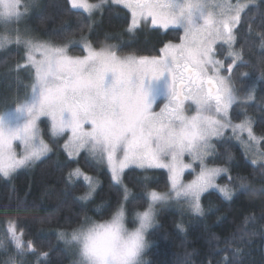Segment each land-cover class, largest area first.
Wrapping results in <instances>:
<instances>
[{
    "label": "snow or ice",
    "instance_id": "snow-or-ice-1",
    "mask_svg": "<svg viewBox=\"0 0 264 264\" xmlns=\"http://www.w3.org/2000/svg\"><path fill=\"white\" fill-rule=\"evenodd\" d=\"M107 2L70 0L74 11L88 15ZM254 2L112 0L131 13L130 34L147 21L154 30H180V42L164 44L159 55H121L116 45L97 50L87 37H81V41L70 43H77L85 54L73 56L69 44L38 41L19 29L15 35L8 32L9 25L19 23L33 0H0V27L5 29L0 49L23 46L25 61L16 67L29 70L32 76L30 94L14 108L0 112V178L10 179L52 151L43 138L41 118H46L43 122L53 138L67 135L64 149L70 159L84 153L90 164H105L113 183L123 190L109 221L93 222L86 231L87 222L70 233H58L87 264H136L144 231L157 223L159 204L182 201L193 214L202 216L201 198L210 190L231 200L232 190L217 183L222 175L232 179L228 168L208 164V158L216 155L213 141H224L229 128L245 152L254 151L264 159L260 148L264 137L254 134L251 119L236 124L230 115L238 101L232 73L242 62L241 53L233 48L237 39L234 29ZM218 44L231 58L227 75L225 61L217 58ZM161 81L165 85L162 92L156 87ZM161 96L163 102L158 103ZM186 103L192 107L191 114L185 112ZM245 132L247 139H243ZM130 168L166 170L169 190L145 193L147 206L135 211V232L132 239H126V204L138 199L123 183L125 170ZM186 172L194 174L188 182L183 179ZM73 177L82 178L86 185L78 199L91 200L99 187L98 179L79 167L69 173V182ZM238 179L243 184V178ZM7 232L15 256H9L6 264H18L16 257L23 264L27 255H37L34 245L23 241L14 224H9ZM0 250L7 251L3 242ZM224 264H230L227 257Z\"/></svg>",
    "mask_w": 264,
    "mask_h": 264
},
{
    "label": "trees",
    "instance_id": "trees-1",
    "mask_svg": "<svg viewBox=\"0 0 264 264\" xmlns=\"http://www.w3.org/2000/svg\"><path fill=\"white\" fill-rule=\"evenodd\" d=\"M109 3L90 16L74 11L67 0H42L33 14L29 36L59 45L87 37L95 49L116 45L121 55H159L164 44L180 42V30H154L149 22H143L135 34H130L129 10ZM235 32L236 49L242 56L232 74L235 88L239 97L255 98L249 104L240 101L234 105L232 119L234 123L242 122L247 118L245 113L257 112L251 120L256 123L255 133L264 137V0H257L256 5L244 12ZM70 44H73L69 46L71 55L84 54L77 43ZM24 52L23 47L12 46L0 53V112L16 106L30 94L29 70L16 67L24 63ZM221 52L220 57L228 64L231 58L227 57L226 48ZM245 85L247 90L243 91ZM43 121L44 140L51 146L52 154L10 179L0 178V241L9 242L7 229L12 223L17 234L22 233L23 241L31 242L36 249L37 255H27L23 264H37L38 259L40 264H74L58 233H70L86 222L109 221L122 200L123 190L113 183L107 169L90 164L84 153L78 159H70L62 141L51 136ZM230 130L224 141H214L216 155L208 164L228 168L232 179L225 175L220 183L232 190V199L225 200L216 191L207 193L202 198L205 213L202 216L189 214L180 203L181 209L174 204L159 208L158 224L148 235L151 242L146 253L148 264H224L225 257L230 264H264V164H253ZM260 146L264 152V141ZM77 167L99 181L90 201L78 199L86 191L82 179L73 177L69 182V173ZM238 178H243V184ZM124 185L133 198H138L136 203L126 204L127 211H142L147 206V191L169 190L168 173L132 169L125 174ZM6 245L9 250H1L0 264L15 256L11 243ZM16 259L20 264L21 258Z\"/></svg>",
    "mask_w": 264,
    "mask_h": 264
},
{
    "label": "rangeland",
    "instance_id": "rangeland-1",
    "mask_svg": "<svg viewBox=\"0 0 264 264\" xmlns=\"http://www.w3.org/2000/svg\"><path fill=\"white\" fill-rule=\"evenodd\" d=\"M109 1H112V0H108V2L106 3V4H110L109 3ZM42 2V0H33V3H32V5L28 8V10L26 11V12H24V15H23V17H22V19L19 21V23H13V24H11V25H9V27H8V29H7V31L8 32H10V33H12L13 35H15V30L16 29H19V31H20V33L21 34H23V35H27V36H29V34H31V32H32V30H31V28H30V23H31V20H32V17H33V14L37 11L36 10V7L37 6H39V4ZM67 2H68V4H69V6L71 7V3H70V0H67ZM87 2L88 3H90V4H94L93 2H91V1H89V0H87ZM232 2L233 3H236V0H232ZM242 2H244V0H242ZM256 3H257V0H255V2L254 3H251V4H249V7L248 8H250V7H252V6H254V5H256ZM72 8V7H71ZM247 8V9H248ZM247 9H245V11L247 10ZM22 11H23V8L21 9ZM103 10V7H102V9L101 10H97V11H94L90 16H94L96 13H99V12H101ZM243 14L244 13H242V16H243ZM242 18V17H241ZM143 22H147V21H142L141 22V24H143ZM238 27V26H237ZM236 27V28H237ZM234 31H236V29H234ZM236 33V32H235ZM3 34H5V29L3 28V27H0V35H3ZM52 44H55V45H59V44H57V43H55V42H51ZM69 45H70V47L73 45V44H70L69 43ZM12 46H18V45H16V44H12V45H10V46H8V47H5V48H3V49H0V53H2V52H4L5 50H7V48L9 49L10 47H12ZM220 45L218 44V45H216V48H217V58L218 59H221V60H224L222 57H220V55L223 53V52H221V49L220 50H218V47H219ZM21 47H23V46H21ZM233 48H234V50L235 51H237V49H236V44H234L233 45ZM24 49V48H23ZM25 51V50H24ZM239 52V51H238ZM70 54V53H69ZM85 54V53H84ZM83 54V55H84ZM71 55V54H70ZM82 55V56H83ZM225 61V60H224ZM240 62H238L237 64H239ZM226 68H227V62L225 61V75H227V72H226ZM236 68H234L233 69V72H234V70H235ZM233 74V73H232ZM247 78H249V77H247ZM232 79H233V82H234V76L232 75ZM249 82H251V80H249ZM235 85V84H234ZM255 86V85H254ZM156 87L158 88V89H160L161 90V92L164 90V87H165V85H164V82L163 81H161V82H159L157 85H156ZM244 89L245 90H247V86L245 85V87H243V91H244ZM251 94L253 95H255V93L252 91L251 92ZM237 96H238V101H237V103L236 104H238V103H241V102H246L247 104H249V103H251L252 101H254L253 100V98H255V96H251V98L252 99H249L248 97L247 98H241V97H239V95H238V93H237ZM241 101V102H240ZM163 102V97L161 96V98H160V100L158 101V103H162ZM246 104V105H247ZM15 106H13V108H14ZM234 107V106H233ZM158 110V109H157ZM232 111V110H231ZM185 112L187 113V114H191L192 113V107H190L189 106V103H186L185 104ZM257 112H253V113H251V114H246L245 113V115L247 116V118H250V119H252L254 116H255V114H256ZM230 115H231V113H230ZM245 116V117H246ZM231 117H232V115H231ZM42 120H44V119H46V118H41ZM246 119V118H245ZM244 119V120H245ZM252 121V125H253V131H254V134L256 135V136H258V135H260V134H256L255 133V131H256V123L253 121V120H251ZM234 123V122H233ZM238 123H241V122H238ZM238 123H236V124H238ZM256 127V128H255ZM228 130H226V132H227ZM230 131H232V130H230ZM226 132H225V134H226ZM232 134H233V132H232ZM233 136V135H232ZM261 136V135H260ZM260 136H258V137H260ZM43 138H44V135H43ZM234 138V137H233ZM55 140H59V141H62V148L64 147V143L66 142V140H67V135H65V136H62V137H59V138H54ZM243 139H247V133L245 132V133H243ZM234 140H236V141H238V143H240L239 142V140L238 139H236V138H234ZM214 142V141H213ZM261 147V146H260ZM20 149L18 148L17 149V151H19ZM262 151V150H261ZM263 152V151H262ZM247 153L250 155V157L253 159V160H256V163L255 164H264V159H260L258 156H257V154L254 152V151H247ZM52 154V151L51 152H49L48 153V155L47 156H45V157H43L41 160H39V161H36V163L34 164V165H32L31 167H34L36 164H38L40 161H42L43 159H45V158H47L48 156H50ZM83 153H81L80 154V156L82 155ZM79 156V157H80ZM78 157V158H79ZM78 158H76V159H78ZM212 158H214V157H212ZM211 159V157H209L208 158V162H209V160ZM96 165H98L99 167H101V168H105V169H107V167H106V165L105 164H96ZM210 167H223V166H212V165H209ZM31 167H28V168H24V169H20V170H18L17 171V173L18 172H20V171H23V170H27V169H29V168H31ZM132 169H137V170H142V171H144L145 169H138V168H130V169H126L125 170V173H124V175H123V183H124V177H125V174L128 172V171H130V170H132ZM108 170V169H107ZM148 170H150V171H155V170H163V169H146L145 170V172H148ZM164 171V170H163ZM166 171V170H165ZM197 171H198V167H197ZM109 172V171H108ZM167 172V171H166ZM110 173V172H109ZM15 174V173H14ZM14 174L12 175V176H14ZM189 175H192V176H189ZM225 175H222L221 177H219L218 179H217V183L219 184V185H221V186H224L223 184H221L220 183V180L224 177ZM96 178V177H95ZM194 178V174H192L191 172H186L185 173V175H184V177H183V179H184V181L185 182H188V181H190L191 179H193ZM80 179H82V178H80ZM97 179V178H96ZM83 180V179H82ZM118 186V185H117ZM97 190H98V188L96 189V192H97ZM158 191V190H157ZM212 190H210L209 192H211ZM96 192H95V194H96ZM161 192H163V191H161ZM209 192H207V193H209ZM217 192V191H216ZM207 193H205L204 195H206ZM95 194H94V196H95ZM203 195V196H204ZM221 195V194H220ZM94 196H93V198H94ZM203 196H202V198H203ZM222 196V195H221ZM92 198V199H93ZM202 198H201V204H202ZM91 199V200H92ZM90 201V200H89ZM179 203L180 204H183V206H184V209H185V211H187L189 214H192V215H195V214H193L191 211H190V209L188 208V205L187 204H184L182 201L181 202H177L176 200H169L168 202H166V203H163V204H159V205H157V221H158V212H159V208H161L162 206L163 207H165V206H168V205H172V204H174V206H178V208L179 209H181V206L179 205ZM203 207V206H202ZM204 210V209H203ZM141 211V210H140ZM205 214V213H204ZM134 216H135V211L133 212H128L127 211V208H126V224H127V226L131 229V228H134L135 226H136V223H135V219H134ZM107 222V221H106ZM103 223H105V222H103ZM97 224H99V223H97ZM157 224L158 223H156V225L152 228V229H150L149 230V232H148V234H147V239H148V235H149V233L152 231V230H154L155 228H156V226H157ZM6 233V232H5ZM7 236H8V232H7ZM9 237V236H8ZM62 241V240H61ZM1 242V241H0ZM5 245L7 244V243H9L10 242V240H9V242H7V241H4V239H3V241H2ZM62 243H64L63 241H62ZM64 245H65V247L67 248V250L69 251V253L71 254V256H72V259H74V264H75V261H77L78 259H79V256H78V251H77V249H75L74 247H69L68 245H66L65 243H64ZM7 246V245H6ZM7 250H9V248L7 247ZM149 250V249H148ZM148 250L144 253V257H145V259H146V253L148 252ZM1 250H0V257H1ZM73 261V260H72ZM73 264V263H72Z\"/></svg>",
    "mask_w": 264,
    "mask_h": 264
},
{
    "label": "clouds",
    "instance_id": "clouds-1",
    "mask_svg": "<svg viewBox=\"0 0 264 264\" xmlns=\"http://www.w3.org/2000/svg\"><path fill=\"white\" fill-rule=\"evenodd\" d=\"M91 227V223H87L84 225V230L86 231L87 228ZM125 227H127V224H125ZM150 229H147L144 231V239L142 241L141 246V255L138 258L136 264H148V261L144 257V253L151 247V242L147 239V233ZM135 232V228H128L127 231L124 233V236L126 239H132V233ZM75 264H87V262L82 258L79 257L77 261H75Z\"/></svg>",
    "mask_w": 264,
    "mask_h": 264
},
{
    "label": "flooded vegetation",
    "instance_id": "flooded-vegetation-1",
    "mask_svg": "<svg viewBox=\"0 0 264 264\" xmlns=\"http://www.w3.org/2000/svg\"><path fill=\"white\" fill-rule=\"evenodd\" d=\"M236 105V104H235Z\"/></svg>",
    "mask_w": 264,
    "mask_h": 264
}]
</instances>
